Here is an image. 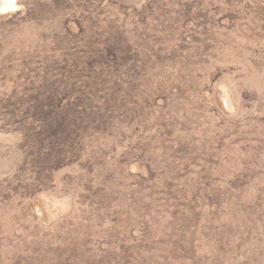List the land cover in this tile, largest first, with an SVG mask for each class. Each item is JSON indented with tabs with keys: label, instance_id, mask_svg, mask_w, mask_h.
Returning <instances> with one entry per match:
<instances>
[{
	"label": "rangeland",
	"instance_id": "374dc122",
	"mask_svg": "<svg viewBox=\"0 0 264 264\" xmlns=\"http://www.w3.org/2000/svg\"><path fill=\"white\" fill-rule=\"evenodd\" d=\"M6 2L0 264H264V0Z\"/></svg>",
	"mask_w": 264,
	"mask_h": 264
},
{
	"label": "trees",
	"instance_id": "16d2710c",
	"mask_svg": "<svg viewBox=\"0 0 264 264\" xmlns=\"http://www.w3.org/2000/svg\"><path fill=\"white\" fill-rule=\"evenodd\" d=\"M88 60L90 61L89 63H88V68L90 69V73L94 76V79L96 80L97 79V77H98V71H100L101 73H102V71L104 70V69H109V68H103V69H99V68H102L103 66H104V63H102L101 61H100V59L97 57V51H95V53L93 54V56L92 57H89L88 58ZM101 85H102V81H101ZM85 108H87L86 110H85V112H82L83 114H84V116H85V120H83V124H82V131L83 132H85V130H87V129H85V126H87V125H90V124H93V123H91V115L93 114V115H95V116H98L100 113H101V111L105 114V115H103V116H99L98 118L100 119V121L101 122H104L106 119H108L109 117H110V114H111V111H106V112H104V109H102V108H96L97 110H98V113H93L92 112V110L89 108V107H85ZM84 108V109H85ZM83 109V110H84ZM90 109V110H89ZM68 121V131H67V135H68V137L70 138V139H68L67 141H66V143H67V146H68V148H72V145H73V141L75 142V139H74V128L75 127H73V126H71L70 125V122L71 121H73L74 120V115L73 114H68V119H67ZM77 120H78V118H77ZM98 122V121H97ZM96 122V123H97ZM36 149V148H35ZM40 154H41V152H39Z\"/></svg>",
	"mask_w": 264,
	"mask_h": 264
},
{
	"label": "bare ground",
	"instance_id": "6f19581e",
	"mask_svg": "<svg viewBox=\"0 0 264 264\" xmlns=\"http://www.w3.org/2000/svg\"><path fill=\"white\" fill-rule=\"evenodd\" d=\"M5 3L7 5L8 2H6V0H0V8H2L3 6H5Z\"/></svg>",
	"mask_w": 264,
	"mask_h": 264
}]
</instances>
